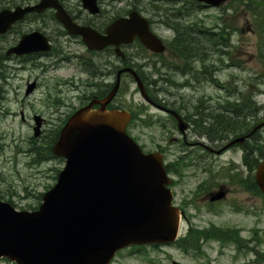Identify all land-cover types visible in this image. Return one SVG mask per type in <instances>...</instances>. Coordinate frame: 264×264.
I'll list each match as a JSON object with an SVG mask.
<instances>
[{"label": "flooded vegetation", "instance_id": "1", "mask_svg": "<svg viewBox=\"0 0 264 264\" xmlns=\"http://www.w3.org/2000/svg\"><path fill=\"white\" fill-rule=\"evenodd\" d=\"M39 2L40 0H0V11H14L18 7L37 5ZM56 2L75 26L89 28L102 36L115 21L128 18L131 12H136L146 21L145 25L138 22L139 33L143 36L146 33L154 35L160 40L164 50L156 52L147 48L137 34L130 42L118 46L119 54L115 53L114 46L101 50L88 49L81 36L68 32L56 17L57 9L51 7L39 13L26 14L0 35V76L3 70H19L17 65L14 69L5 65L7 61L24 63L20 69H24L27 63L34 65V61L40 59L51 60L59 56L62 61H66L69 57H66L65 51L57 47V44L79 43L84 47L82 58L88 78L85 81L87 93L83 96L85 103H80L78 107L88 104L99 95L104 97L119 75V90L112 102L114 107L124 110V102L117 99L119 92L129 90L132 84L136 85L135 77L125 69L133 71L140 80L143 92L151 100L145 105L153 113L163 116L161 120L147 121L148 127L152 130L155 127L162 133L158 138L169 142L166 145H155L156 150L153 152L162 155L164 168L171 179L169 187L174 196L179 194L181 197L178 206L182 212L183 238L196 232L200 235V241L206 242L213 240L209 237L217 232L223 237H229L232 240L230 244L236 251H249L255 255L251 264L260 262L261 254L258 249H254V245L257 248L261 244L257 229H252L251 237L245 239L241 235L244 231L242 227L228 228L225 231L212 223L197 227L191 222L193 219L206 218L205 214L216 216L222 212L221 208L225 204L234 214L246 216L248 208L244 203L247 198H234L230 194L236 190L238 194L242 191L253 195L257 189L250 177L263 156V143L256 141H264V126H256L264 121V104L260 105L254 100L250 102L247 92L241 88L244 93H237L233 99L228 98L232 95L229 89L227 99L220 101L212 100L211 96L204 94L197 99H190L195 92L205 91L211 86L225 88L216 78L218 72H226L233 67L241 68V64L233 62L228 51H217V37L228 40L229 44L231 35L236 31L233 32L227 22L220 27L195 26L194 20H191L192 9L207 6L194 0H97L98 11L94 14L84 8L82 0L73 7L66 0ZM35 31L46 38L49 50L24 55L9 52L23 36ZM157 48L158 46H153V49ZM236 78H231L230 81L234 82ZM245 82L241 81L240 86ZM33 85L35 87V82ZM58 85L74 88L71 80L62 81ZM236 86L239 87V84ZM137 88L134 87L133 90L140 94ZM245 88L248 89V84ZM104 91L107 92L105 95ZM158 92H165L172 98L159 100ZM2 93L0 83V96ZM66 106L65 98H47L45 108L50 118L38 115L41 117L39 139L59 136L61 128L74 111L72 108L65 111ZM141 110L136 111L133 107L127 110L131 114V120L126 126V132L135 140L140 135L135 117ZM232 141L236 142L225 148ZM174 145L178 147L177 151L171 148ZM232 150L239 152V162L229 163L227 171L219 174L218 178L215 171L216 159ZM45 160L47 163L48 159ZM218 191L224 194L223 198L212 200V195ZM190 208L194 211H190ZM201 209L204 211H199Z\"/></svg>", "mask_w": 264, "mask_h": 264}, {"label": "water", "instance_id": "2", "mask_svg": "<svg viewBox=\"0 0 264 264\" xmlns=\"http://www.w3.org/2000/svg\"><path fill=\"white\" fill-rule=\"evenodd\" d=\"M196 1L216 7L227 0ZM82 3L90 13L98 11L96 0ZM50 7L57 9L56 17L68 32L82 36L89 49L114 45L118 52L120 42H129L137 34L147 48L163 50L153 36L146 34L143 38L139 33L138 22L144 21L136 13L117 20L101 36L72 24L56 0L0 11V35L25 14ZM154 45L158 48L153 49ZM49 48L46 38L33 32L23 36L9 52L22 55ZM119 82L118 77L108 95L79 108L62 127L52 152L64 159V167L36 210L18 211L0 200V259L16 264H108L125 247L176 240L181 212L172 205L161 155L143 153L125 133L130 118L127 112L106 109ZM93 105L98 108L93 109ZM35 121L37 136L39 119ZM263 125L264 121L258 128ZM255 181L264 193V160L256 168ZM222 196L218 192L212 200Z\"/></svg>", "mask_w": 264, "mask_h": 264}, {"label": "rangeland", "instance_id": "3", "mask_svg": "<svg viewBox=\"0 0 264 264\" xmlns=\"http://www.w3.org/2000/svg\"><path fill=\"white\" fill-rule=\"evenodd\" d=\"M66 1L70 7L80 2V0ZM253 1H258V5L251 6H264L261 0ZM247 4V0H229L220 8L195 7L193 9L191 20L203 22L204 27L219 26L222 21L229 23L236 31H233L229 45L224 50L230 53L234 63L242 66L239 69L233 67L226 72H218L216 78L225 88L211 86L205 91L195 92L191 100L201 97L202 94L207 97L211 96L212 100L216 101L227 99L230 94L229 89L232 94L228 97L230 99L236 98V94L244 90L252 96L248 95L247 98L253 99L260 105L264 104V61L262 59L264 57V31L260 28L264 27V7H258V14L254 16ZM57 47L65 51L66 57H69L68 60L62 61L59 56L51 60H35L34 65L27 63L24 69H20L24 63L7 61L5 65L13 69L17 65L19 70H3L0 76V83L3 87V93L0 96V197L3 198L1 200L12 203L17 210L31 211L37 208L41 202L39 195L54 185L57 172L63 167V162L56 157L44 164L36 165L33 162L36 155L33 154L32 142L37 147L40 146L41 155H45L46 142L50 140L48 137L40 139L33 137V117L40 115L43 118H50L45 108L48 97L52 100L65 98L67 105L65 111H68L71 108L76 109L84 94L87 93L85 81L88 76L83 71V45L70 43L57 44ZM234 77H237L236 80L231 82L230 79ZM68 80L73 82L74 88L59 87L60 82ZM241 81L246 82L240 86ZM33 82H35V87L29 94H26L27 85ZM237 84L239 87L236 86ZM247 84L248 89L245 88ZM134 87L132 84L129 90L119 93L117 101L124 102L123 109L129 110L130 107L136 108V111L142 109L139 112L142 113L141 116L136 117V120H161L163 116L153 113V110L145 105L141 96L134 92ZM252 91H255L254 94L251 93ZM157 98L166 100L172 97L165 92H159ZM137 124L140 135L136 141L145 152L155 151L157 144H167L168 141L164 142L158 138L162 134L159 129L154 127L152 130L150 127H144L140 121ZM171 148L176 150L178 147L174 145ZM239 159L240 154L235 150L217 157L215 171L218 178L219 174L227 171L229 163L239 162ZM230 197H246L247 202L244 206L248 208V215L234 214L225 204L221 208L222 212L216 216L205 214L206 218L193 219L192 224L205 227L212 223L222 229L242 227L244 231L241 235L245 239L251 237L252 229L255 231L257 229L261 244L257 248L254 245V249H258L262 259L257 264H264V196L242 191L238 194L234 190ZM180 198L178 194L173 202L177 204ZM190 211L194 209L190 208ZM183 227L181 223L179 237L183 236ZM199 243L198 251H183L174 245L146 246L135 249L137 251L124 249L115 257L112 264H171L172 261L184 264H251L250 262L255 259V255L248 251L246 253L236 251L232 244L222 245L215 240ZM0 264L11 263L0 261Z\"/></svg>", "mask_w": 264, "mask_h": 264}, {"label": "trees", "instance_id": "4", "mask_svg": "<svg viewBox=\"0 0 264 264\" xmlns=\"http://www.w3.org/2000/svg\"><path fill=\"white\" fill-rule=\"evenodd\" d=\"M238 1H243V0H238ZM248 4V8L252 10L254 16H257L258 14V7H264V6H251L253 4L255 5H258V1H253V0H247ZM262 3H264V0H261ZM263 31H264V27H260ZM217 41V46L220 44L221 46H226L227 43L226 42H223L221 41V38L220 36L217 37L216 39ZM263 61H264V57L262 58ZM251 96V95H250ZM251 99V98H249ZM57 137V136H56ZM56 137L53 138L52 140H50V142H54L56 140ZM257 143L258 142H262L263 143V147H262V154L264 155V141H256ZM51 143V144H52ZM46 148V147H45ZM46 151L50 150V145L47 147V149H45ZM34 151H38L36 148H34ZM48 154V152H45ZM40 154V153H38ZM41 159H39V162H40ZM252 179V178H251ZM256 188V187H255ZM249 190H251V188L249 187ZM257 194H260L259 190H256ZM212 237H217L219 236V233H213L211 235ZM219 238V237H218ZM225 238V237H224ZM199 240H200V235L197 234L196 232H192L190 235H189V239H182V238H179L176 242H175V246L179 247V248H182L183 250H195L199 247ZM226 241H229L228 239H225Z\"/></svg>", "mask_w": 264, "mask_h": 264}]
</instances>
